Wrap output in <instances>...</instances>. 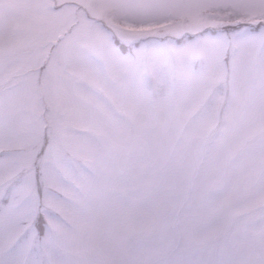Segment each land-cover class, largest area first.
Segmentation results:
<instances>
[{"label":"snow or ice","instance_id":"6c2138e0","mask_svg":"<svg viewBox=\"0 0 264 264\" xmlns=\"http://www.w3.org/2000/svg\"><path fill=\"white\" fill-rule=\"evenodd\" d=\"M0 264H264V0H0Z\"/></svg>","mask_w":264,"mask_h":264}]
</instances>
